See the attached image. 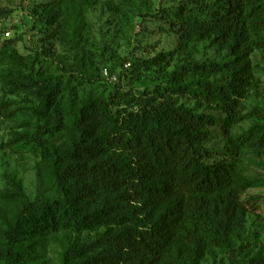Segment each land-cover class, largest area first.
<instances>
[{
    "label": "rangeland",
    "instance_id": "rangeland-1",
    "mask_svg": "<svg viewBox=\"0 0 264 264\" xmlns=\"http://www.w3.org/2000/svg\"><path fill=\"white\" fill-rule=\"evenodd\" d=\"M232 6L233 0H0V247H8L4 232L21 205L19 191L29 200L61 192L50 158L24 137L46 119L35 95L37 81L57 91L42 137L64 152L69 139H77L98 158L120 153L106 123L109 113L99 107L89 111L90 97L105 99L114 117L117 110L134 108L144 93L157 101L170 95L177 105L216 116L205 146L234 161L251 182L235 199L245 209L242 240L236 244L242 245L244 261L264 262V145L235 140L264 120L249 116L221 127L224 113L199 91H205L204 81L226 84L228 71L181 69L235 58V47L196 29L225 17ZM163 53L166 61L144 63ZM246 57L252 78L239 101L242 113L264 109V48H251ZM173 71H183L181 83L188 88L171 90ZM76 191L82 212L96 217L90 229L22 233L14 243L15 258L1 264H62L67 250H72L69 264H234L209 242L197 250L177 245L182 213L174 222L165 219L169 246L145 255L147 238H139L138 223L156 226L173 201L147 197L128 175L105 169L80 180Z\"/></svg>",
    "mask_w": 264,
    "mask_h": 264
},
{
    "label": "trees",
    "instance_id": "trees-1",
    "mask_svg": "<svg viewBox=\"0 0 264 264\" xmlns=\"http://www.w3.org/2000/svg\"><path fill=\"white\" fill-rule=\"evenodd\" d=\"M200 28L196 29L201 33L209 31L237 49L235 58L224 64L202 62L189 64L186 69H183L184 65L181 67L183 71H228L226 84L204 81L205 91H199L209 102H217L224 113L221 127L249 116L264 120V109L253 108L242 113L239 108V101L245 97L252 78L247 52L251 48H264V0H233L232 9L225 17L206 22ZM166 57V53L158 54L144 63L160 64L166 61ZM183 71H173L170 75L173 92L188 88L181 83ZM33 86H36L35 95L42 104L46 119L33 134L27 133L24 137L37 144L42 154L50 158L51 170L61 192L51 198L40 194L35 200H29L19 191L23 199L12 224L4 232L8 247H0V264L2 260L15 258L14 243L22 233L49 234L59 229H90L96 217L82 212L79 207L77 184L80 180L96 178L105 169L132 177L147 197L173 201L156 226L149 228L142 221L138 223L141 227L139 238H147L142 248L145 255L169 246L168 233L162 230L165 219L174 222L182 213L181 239L177 245L188 244L197 250L209 242L211 247L228 254L234 264H264L258 259L244 261L242 245L236 244L242 240L245 209L238 206L235 199L237 193L245 191L251 182L240 175L234 161L220 158V151L205 146L210 137L207 127L218 124L216 116L177 105L176 99L170 95L157 101L155 96L144 93L135 99L134 108L117 110L118 116L114 117L105 99L90 97L89 111L99 107L109 113L106 123L111 129L112 140L120 149L116 157L105 160L95 157L77 139H69L68 152L49 146L42 135L49 130L50 109L57 91L37 81ZM250 139L254 145H264V124L248 129L235 140L244 142ZM93 158L97 159L94 163ZM71 252L64 253L62 264H69Z\"/></svg>",
    "mask_w": 264,
    "mask_h": 264
}]
</instances>
